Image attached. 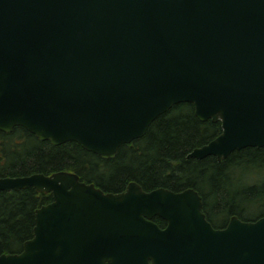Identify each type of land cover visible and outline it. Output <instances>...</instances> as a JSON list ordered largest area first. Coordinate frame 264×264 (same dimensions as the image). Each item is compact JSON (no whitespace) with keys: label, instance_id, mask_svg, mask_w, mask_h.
<instances>
[{"label":"water","instance_id":"95a60500","mask_svg":"<svg viewBox=\"0 0 264 264\" xmlns=\"http://www.w3.org/2000/svg\"><path fill=\"white\" fill-rule=\"evenodd\" d=\"M182 102L222 123L188 157L264 146V0H0V130L109 159ZM28 187L53 200L0 264H264V216L215 227L194 187L0 176V191Z\"/></svg>","mask_w":264,"mask_h":264},{"label":"trees","instance_id":"16d2710c","mask_svg":"<svg viewBox=\"0 0 264 264\" xmlns=\"http://www.w3.org/2000/svg\"><path fill=\"white\" fill-rule=\"evenodd\" d=\"M221 131L220 121H202L192 103L182 102L154 120L144 136L123 144L116 157L105 159L76 141L53 145L17 126L10 133L0 130V176L68 170L107 192L123 191L132 180L146 190L194 187L202 195L203 210L215 227L226 226L233 214L254 220L264 215V181L241 189L236 172L264 169V146L236 150L222 161L215 156L188 157L195 147L208 143ZM51 201L50 193L34 187L0 191V254L23 249L25 241L34 235L37 208ZM258 203L263 211L250 214L249 207ZM154 220L161 227L166 225L159 216Z\"/></svg>","mask_w":264,"mask_h":264},{"label":"rangeland","instance_id":"374dc122","mask_svg":"<svg viewBox=\"0 0 264 264\" xmlns=\"http://www.w3.org/2000/svg\"><path fill=\"white\" fill-rule=\"evenodd\" d=\"M236 174L239 177V181L241 183V186L237 187H240L241 189H246L249 187V184H252L256 181H264V169L255 173L251 171H239V173L236 172ZM260 211H263V209L259 207V203L257 205L252 204L248 209V212L252 215H257L260 213Z\"/></svg>","mask_w":264,"mask_h":264},{"label":"flooded vegetation","instance_id":"af4514ba","mask_svg":"<svg viewBox=\"0 0 264 264\" xmlns=\"http://www.w3.org/2000/svg\"><path fill=\"white\" fill-rule=\"evenodd\" d=\"M125 186H128V184H126Z\"/></svg>","mask_w":264,"mask_h":264}]
</instances>
